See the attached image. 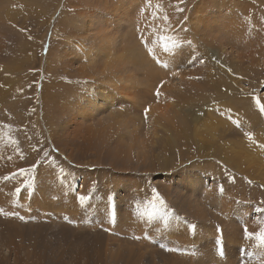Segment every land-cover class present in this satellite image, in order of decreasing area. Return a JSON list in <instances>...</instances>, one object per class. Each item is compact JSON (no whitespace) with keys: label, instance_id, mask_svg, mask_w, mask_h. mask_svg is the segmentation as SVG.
Segmentation results:
<instances>
[{"label":"rangeland","instance_id":"obj_1","mask_svg":"<svg viewBox=\"0 0 264 264\" xmlns=\"http://www.w3.org/2000/svg\"><path fill=\"white\" fill-rule=\"evenodd\" d=\"M157 4L171 8V14L159 8L169 18L162 35L167 32L177 44L168 53L162 51L160 61L168 67L156 62L155 77L149 80L135 61L139 52L147 58L149 47L160 46L153 33L140 32L135 22H143L146 30L149 20L143 14L150 10L153 15ZM177 5L182 12L176 11ZM236 13L244 22L259 26L257 36L244 37L256 46L253 52L242 45L239 50L230 47L223 39L228 35L222 27L233 22ZM190 23L200 36L197 45L207 42L202 36L211 37L209 28H217L225 41L220 40L225 52L217 58L226 67L237 57L244 67L253 60L264 61V50L259 52L264 48V0H0V264H202L192 256L204 257L209 251L226 264H254L251 249L240 243L248 227L243 220L250 217L253 226L264 221L257 206L258 202L264 206V197L261 200L257 193L262 188L223 166L217 149L227 142L244 141L248 132L232 120L261 134L264 115L255 114L260 124L255 128L254 112L249 109L236 116L225 105L242 90L259 95L263 102L264 67L244 76L228 74L222 81L214 76L225 95L217 97L212 89L202 87L205 72L213 65L200 63L205 60L198 50V59L189 64L184 35L191 37ZM127 49L133 50L134 58ZM181 55L185 64L180 66L175 59ZM119 78L124 82L119 83ZM191 86L192 95L202 93L193 97L194 104L185 101L188 107L181 109L182 114L189 106L196 107L206 125L205 111L213 112L217 105L226 108V131L218 125L220 116L213 115L215 152L199 150L200 143L192 142L170 143L162 151L160 140L165 141L167 120L176 111L172 106L181 104L177 97L182 93L191 96ZM178 114L176 127L182 130L178 133H192L195 128L188 116ZM99 138L106 142L96 150ZM200 140L206 144L207 137ZM41 146L49 152L59 149L51 157L59 167L45 163L39 175L3 181L39 160L43 153L33 149ZM197 151L204 158L199 159ZM165 157L172 162L167 167ZM209 163H215L217 170H210ZM209 171L222 172L221 178L216 175L213 180ZM25 178L31 181L27 186ZM153 188L165 203L149 218ZM125 221L128 227L114 230ZM206 227L210 233L204 232L205 238ZM236 228L242 232L236 234ZM177 229H188L190 238L201 237L175 239L170 233ZM227 230L229 236L224 234Z\"/></svg>","mask_w":264,"mask_h":264},{"label":"bare ground","instance_id":"obj_2","mask_svg":"<svg viewBox=\"0 0 264 264\" xmlns=\"http://www.w3.org/2000/svg\"><path fill=\"white\" fill-rule=\"evenodd\" d=\"M161 7H164L162 4H159ZM165 5V4H164ZM197 8V7H196ZM165 13H170L171 12V8H168L166 9V7H164L162 9ZM160 10L164 15H162V13H160V11H155L157 12L158 14H160L158 17H163L165 16V13ZM211 10V9H210ZM196 12V11H195ZM194 12V13H195ZM171 14V13H170ZM237 16H238V13H236ZM205 15V14H204ZM242 16V15H241ZM241 16H238V17H234V21L229 23L228 25H223L222 29L225 31L224 33L226 35H228L227 38H223L227 43L226 45L230 46V47H233V48H238L240 47L241 45L248 49V51H252V49L254 47H256L254 45V43L250 42V41H244V37L246 35V37H248V35L250 36H257L255 31L258 30V24L256 23V26H254V22L253 21H248V22H244L242 20V17ZM143 17L146 18V20H149L147 21L148 24H147V29L145 30L144 27H143V22H135L136 25H137V28L140 30V32H144V34H152L154 35L155 38L158 39V37L160 35H162V27L163 25H165L164 22H161L159 23L161 20H159V24L156 22L155 23V19L152 15V13L149 11H146L144 14H143ZM148 17V18H147ZM145 20V21H146ZM144 21V22H145ZM192 22V21H191ZM192 26L190 28V32H191V37L185 33V37H186V41H191V44L189 45L188 43L187 46L188 48V51H189V61L193 60L194 58H197V53L198 51L200 52L198 55L203 58L205 61H204V65L206 67H210V65H213V69L211 68V70H206L205 72V81H202L203 84V88H207V89H212L213 92H215L216 96H220L221 97L225 96L223 95V90L222 88H218V85L217 84V79L215 80L214 76H217L219 77V81H222L220 80V78H225V76L228 74H232V76L235 75H243L245 74V72L247 71V74H251V73H254L255 71L257 70H261V68L263 69L264 67V61H257L255 62L254 60L251 61L247 66H242L239 62H238V57L237 58H233L232 61L230 62V66L229 68L225 66V64L221 61L220 58H217V56H220L222 55L224 52H225V49L224 48V43L225 41H223L222 37L220 38L218 35H217V31L216 27L214 28L213 27V31H211L209 28L208 30V33L211 35V37H204L202 36L201 39H207V42L203 41L200 45H197L199 44L197 42V40L199 39L198 37H200L199 35H197V33L195 32L194 28L195 26L190 23ZM207 24V23H206ZM208 25V24H207ZM210 25V24H209ZM218 26V25H217ZM146 27V25H145ZM161 27V28H160ZM201 26H198V29H200ZM210 27V26H209ZM219 27V26H218ZM225 27V29H224ZM164 29V28H163ZM164 31V30H163ZM146 32V33H145ZM170 33V32H169ZM207 33V31H206ZM208 34V35H209ZM219 34V33H218ZM167 35V32L166 34ZM209 35V36H210ZM220 36H221V33H220ZM198 38V39H197ZM222 39V43L223 44H220L221 43V40ZM252 38L248 39V40H251ZM176 40V39H175ZM145 41V40H144ZM187 41V42H188ZM139 43H142L143 42V39H139L138 40ZM158 44H159V39L157 40ZM160 46V45H159ZM241 46V47H242ZM229 47V48H230ZM194 48L196 50H194ZM240 48H238L239 50ZM258 46H257V49L258 50ZM155 50V54L156 56L159 58V60H161V57H162V50L161 48H158V47H155L154 48ZM182 50V49H181ZM198 50V51H197ZM230 50V49H229ZM260 50V51H259ZM258 51L261 52L262 54V51L264 50L263 47H260ZM146 52L148 53V50H146ZM253 52V51H252ZM126 53L131 56L132 58H134L135 54L133 52L132 49H127L126 50ZM182 54V53H181ZM231 54V53H230ZM230 54H228L227 56H229ZM255 55V54H254ZM253 55V56H254ZM260 55V54H259ZM252 56V57H253ZM262 57V56H261ZM183 58V59H181ZM200 58V59H201ZM249 58V57H248ZM259 58V57H258ZM264 58V57H263ZM262 58V59H263ZM252 59V58H251ZM231 60V59H230ZM257 60V59H256ZM122 61V59H121ZM176 62H178L181 65H184L185 64V58L181 57L178 58V56L176 57L175 59ZM151 62V63H150ZM241 62V61H240ZM118 63H123V62H119ZM223 63V64H222ZM135 64H140V66L142 67L143 70H146L147 74L148 75H145V76H148L146 77L147 79H154L155 77V72L152 71L154 70L153 69V66L154 64H156V59L153 58V56L149 55L148 53V57L146 58L145 57V54H144V51L142 52H139V55H138V59L135 61ZM190 65L193 64V63H189ZM196 70V69H195ZM233 71V72H232ZM244 76V75H243ZM192 77V76H191ZM202 77V76H201ZM131 79V78H130ZM196 79V78H194ZM227 80V79H226ZM229 80V79H228ZM227 80V81H228ZM231 80V79H230ZM119 83H123V79L122 78H119L118 80ZM229 82H232V81H229ZM228 83V82H227ZM238 83V82H235V84ZM223 84V82L221 83ZM137 85V84H136ZM186 85V84H185ZM237 85V84H236ZM140 86V85H139ZM193 86H191V88H188V90H192L191 92V96L188 95V96H185V95H182L183 97H181L179 94V96L177 97L181 104L178 105L177 103L175 104V106H172L173 108L175 107L176 111H178L180 114L177 115V117H181L183 115H185L186 117L188 116V118L190 119V122L193 126V132L192 133H189V131H184L183 133H188L186 134V136H183L181 135L182 133H178V132H182L181 128H180V131L179 129H177L176 127V122H175V113L176 111L173 113H170V118L167 120V126L165 128V138H164V142L162 140H160L161 142V145L163 146L162 148V151H165V148L168 147V144L172 143V144H176L177 142L181 144L182 143H194V145L196 143H200L198 144L197 146H199V150H209L210 152H215L216 151V148L213 144H215V138H216V129L214 130L213 127H211V124H212V120L214 118H211L213 115H219L220 116V120L218 121V125L224 129V131H226V125H227V121L225 119V116H227L226 113H228V109L226 108H222V107H218V105L216 106L217 109H214L213 112L208 110V111H205V115L208 116L209 118V123L208 124H204V123H201L200 122V116H199V110L198 108L196 107H193L191 108L189 106V110L186 114H182L183 110L181 109H184L186 107H188V105L184 104L185 101H189L190 104L191 102L193 103L195 101V99L193 97H199L201 96V93H197V94H193V89H192ZM184 89V88H183ZM196 89V88H194ZM238 89V88H237ZM171 90L173 91L174 88H171ZM170 90V91H171ZM197 91V90H196ZM195 91V92H196ZM238 91V90H237ZM154 92V91H153ZM194 92V93H195ZM245 93V94H243ZM188 94V93H187ZM252 94V93H251ZM149 95V94H148ZM199 95V96H198ZM256 95V94H255ZM141 96V95H140ZM144 96H147V95H144ZM143 96V97H144ZM176 97V95H175ZM195 97V98H196ZM216 98V97H215ZM221 99V98H220ZM223 100V99H221ZM229 100V99H228ZM232 100H237V101H241V103H238L239 107H240V104L242 105L241 107L242 108H238V105L233 102ZM218 101V100H217ZM230 103H226L225 106H229L232 108V110L234 111V115L236 116H239L240 114H247V111H249V109L251 110V112H254L252 115H253V125L255 128H258V126L260 124H258L256 122L257 120V116L255 115L256 113L260 112L256 105L254 104L253 100H252V96L251 95H248L246 94V92H243V90L239 93L238 92V95L235 94L233 95L232 97L230 96ZM179 102V101H178ZM222 102H227V101H222ZM264 102V100H263ZM194 104V103H193ZM194 106V105H193ZM221 106V105H220ZM222 106H224L222 104ZM218 108H221L218 110ZM209 109V108H208ZM187 110V109H186ZM231 111V110H230ZM250 112V111H249ZM229 115V114H228ZM211 118V119H210ZM233 119V118H232ZM251 119V120H252ZM178 120H181L180 118H178ZM250 120V123H252V121ZM180 122V121H179ZM258 122H261V121H258ZM181 123V122H180ZM199 123V124H198ZM262 128L260 130V133L259 134L258 132H255L254 130H252L250 127H245L244 125H241L239 124V126H241L242 128H244L248 133H251L252 134V137L253 139L252 140H249L248 137L246 136L244 141H239V140H235V141H232L231 144H229L228 142L226 144H222L223 146H219V149L218 150V155H219V160H220V163L223 165V166H226V167H232V170L236 171L237 173L236 174H240L242 177H244L245 180H247V182H250L248 181V179L250 180H255L256 182L254 184H257L258 186H261L262 189L258 190L257 193L259 192V198L261 199L262 197H264V120H262ZM182 124V123H181ZM190 124V125H191ZM180 125V124H179ZM178 125V126H179ZM235 125V124H233ZM215 126V125H214ZM183 127V126H182ZM217 129H218V126H215ZM192 128V127H191ZM204 128V129H203ZM228 128V126H227ZM103 129V128H102ZM219 130V129H218ZM221 132V131H220ZM229 132V135H233V132L231 131V129L228 130ZM132 135V134H131ZM136 135V134H135ZM155 135V133H154ZM171 136V137H170ZM180 137H183L184 138V142L180 139ZM203 137H207V140L204 141L206 142V144H202V141L200 140L199 142V139ZM222 137H225L224 135ZM139 138V137H138ZM137 139V138H136ZM106 142V139L104 138H99L98 141L96 140L95 141V149H100L103 147L104 143ZM208 142V143H207ZM213 142V143H212ZM90 144V143H89ZM247 144V148L245 146L244 148V145ZM94 147V146H93ZM141 149V148H140ZM202 151H197L198 153V158L201 159L204 155L201 153ZM207 152H205V155H206ZM209 154V153H208ZM215 154V153H214ZM202 156V157H201ZM161 157V156H160ZM211 157V155H210ZM218 157V156H217ZM216 157V158H217ZM167 158L169 157H165L164 158V165L167 167L169 165L172 164V162H170L169 160L171 158H169L167 160ZM180 158V157H179ZM204 158V157H203ZM208 158V157H207ZM173 160V159H172ZM209 160V159H208ZM218 162V161H217ZM216 162V163H217ZM219 163V165H221ZM125 165H127L128 163L124 162ZM206 164V163H205ZM210 164V163H209ZM215 164V163H214ZM214 164H210L208 167H210L211 169L210 170H217L216 167L214 166ZM218 164V163H217ZM163 165V166H164ZM205 166V165H204ZM222 166V168H223ZM202 167V166H201ZM208 167H205L206 170H208ZM220 167V166H219ZM225 167V168H226ZM203 169V168H202ZM151 170V169H150ZM221 170V168H220ZM233 171V172H234ZM117 172V171H116ZM211 174H212V179L214 180L215 179V176L217 175L219 178H221V175H222V172L221 174L219 172L216 173V171H209ZM140 175V174H139ZM229 179V177H228ZM220 180V179H219ZM223 180V178H222ZM239 180H242V179H239ZM238 180V181H239ZM236 181V180H235ZM251 183V182H250ZM240 184V183H239ZM238 184V185H239ZM252 186V184L250 185ZM255 192V191H254ZM252 193V192H251ZM249 195V194H248ZM253 196V195H252ZM257 196V194H256ZM262 196V197H261ZM101 198V197H100ZM263 200V199H261ZM134 202V201H133ZM138 203V201L136 202ZM264 203V202H263ZM135 204V203H133ZM115 205V204H114ZM129 205V204H128ZM117 206V205H116ZM257 206H259L258 208L260 210H262L264 212V206L261 204V202H258L257 203ZM130 207V210H132L133 206H129ZM129 207H127V209H129ZM136 207V206H135ZM222 207V206H221ZM90 209V208H89ZM143 209V208H142ZM223 210L225 211L224 209V206H223ZM259 210V212H260ZM202 215L199 213V217H201ZM248 217V216H247ZM175 222H178L176 219L174 220ZM251 220H250V217H248L247 219L243 220V224L248 226V230L252 233H257L260 231V228L261 227H264V221L262 222V224L260 225H256V226H253V223H250ZM128 221H125L124 223H122L117 229H114V230H120V228L122 226H127L128 227ZM133 225L134 222H133ZM224 225V224H223ZM230 225V224H229ZM134 227V226H133ZM211 227V226H210ZM236 227V226H235ZM209 227H206L203 231H202V237H205V234L204 232H208L210 233ZM122 230V229H121ZM188 230V229H187ZM185 230V229H177L176 233L173 232V234L170 233V235L175 238V239H181L183 240V238L185 236H187L188 239L190 240H194V238H198L201 237L199 235H196L195 237H189V232ZM232 230V229H231ZM237 233H239V231H241L240 229H237ZM228 233H224V234H227L229 236V230H227ZM244 231V229H243ZM169 232V231H168ZM242 232V231H241ZM176 234V235H175ZM217 233H215L216 235ZM235 234V235H236ZM214 235V236H215ZM234 235V236H235ZM219 237V236H218ZM233 237V236H232ZM236 237V236H235ZM234 237V238H235ZM206 238V237H205ZM208 238V236H207ZM204 239V238H203ZM242 241L241 243L238 242V241H234V242H237V243H240L242 245H244V247H248V249H251L252 251V254L254 255L253 257H251V259H254L255 262L254 264H264V247H261L259 246V242L255 239V237L253 236V238L251 239H247L244 237V232H243V236H242ZM196 240V239H195ZM196 240V242H197ZM229 242H231L232 239H228ZM172 240H170L171 242ZM228 243V242H226ZM184 244V243H183ZM164 244H160V246L163 247ZM173 246V244H171ZM169 245V246H171ZM165 248V247H164ZM204 249V248H203ZM206 249V248H205ZM207 250V249H206ZM223 250V249H222ZM182 254V253H181ZM184 254V253H183ZM182 254V255H183ZM220 255H222V253H219ZM199 255V254H198ZM215 252H214V255L213 253H211L210 251L208 253L205 254L204 257H197L196 255L195 256H192L193 258H195L197 260L198 258V261L202 262V264H204L203 262L207 260V264H226L224 262H222L223 260H218L215 256ZM191 257V258H192ZM225 261H226V258H225ZM206 264V263H205ZM248 264H253V263H248Z\"/></svg>","mask_w":264,"mask_h":264},{"label":"snow or ice","instance_id":"obj_3","mask_svg":"<svg viewBox=\"0 0 264 264\" xmlns=\"http://www.w3.org/2000/svg\"><path fill=\"white\" fill-rule=\"evenodd\" d=\"M180 3H183V0H179ZM157 10H159L160 5L157 4ZM176 11L177 12H182L183 9L180 8L178 5L176 7ZM153 17L154 19L160 18L162 19V21L165 23V25L167 26L168 23V16L165 15L163 17H157L156 13H153ZM159 39V45L161 50L164 53H168L170 51H172V49L174 47H176V40L169 35H160L158 37ZM189 45L191 44V41L187 42ZM148 53L149 55L153 56L154 59H156L157 63H162L159 58L156 56L155 54V50L151 47L148 48ZM175 59V57H174ZM196 59L198 58H194L193 60L190 61V63H195ZM200 63H203V60L199 61ZM163 67H168L167 63H162ZM193 77H189V79H192ZM198 79V77H197ZM262 91H264V89H262ZM156 96L159 97L160 96V91L159 89H157L156 92ZM252 100L254 102V104L256 105L257 109L260 111V113L262 115H264V102L261 101L260 96L259 95H253L252 96ZM149 112L148 108L144 109V113H145V118H147V113ZM233 124H236L237 126H239V122L237 120H232ZM245 135L248 137L249 140H252V134L251 133H245ZM31 139V138H30ZM34 151H37L38 153H43V155L41 156V158L39 160H37L35 163L31 164L28 167H20L18 169V171L11 173L10 175H6L3 177V181L7 182L10 179H15L17 176H21V177H26V175L28 174H36L39 175L40 172V168L42 165H44L45 163H50V164H55L58 167L60 166L57 162L56 159H52V155L53 153L58 154L59 153V149L56 147H53L51 152H49L48 150H46V146H41L39 148H34ZM61 172H63V168H61ZM31 183V181H29L28 179L25 178L24 181V186H27ZM221 192H223V188L220 189ZM17 194L21 193V188H17L16 189ZM79 199H83V197H80ZM149 203L151 204V208L152 211H150L148 213L149 218L155 214V212L160 211L161 208L164 206V200L162 199V197L159 195L158 191L153 188L152 189V196H151V201H149ZM11 215H15V213H11ZM65 219H67V217H65ZM219 231V229H218ZM253 236L255 237V239L259 242V246L264 247V227L260 228V231L257 233H252L248 230L247 227L244 228V237L247 239H251L253 238Z\"/></svg>","mask_w":264,"mask_h":264}]
</instances>
